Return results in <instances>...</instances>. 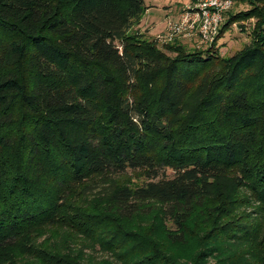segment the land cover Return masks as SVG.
I'll list each match as a JSON object with an SVG mask.
<instances>
[{"label":"trees","instance_id":"1","mask_svg":"<svg viewBox=\"0 0 264 264\" xmlns=\"http://www.w3.org/2000/svg\"><path fill=\"white\" fill-rule=\"evenodd\" d=\"M246 1L229 21L254 18L251 39L222 58L213 48L163 55L132 31L145 0H0V259L36 227L61 224L123 264H246L220 243L256 239L264 264L260 224L242 215L217 217L188 245L211 199L218 213L234 210L243 190L264 213V0ZM129 171L144 181L122 184ZM78 184L102 210L68 202ZM150 201L163 242L119 221L151 212Z\"/></svg>","mask_w":264,"mask_h":264},{"label":"rangeland","instance_id":"2","mask_svg":"<svg viewBox=\"0 0 264 264\" xmlns=\"http://www.w3.org/2000/svg\"><path fill=\"white\" fill-rule=\"evenodd\" d=\"M145 1L149 6V11H145L141 22L135 25L132 31L141 33L148 41L154 40L157 49L165 56L175 57L184 53V50L193 51L213 48L222 58H229L240 51L251 39L249 32L254 18L251 17L252 19L250 20L234 22L229 21L233 13L249 7L246 0L234 1L232 7L225 13L224 21L221 25H224L221 35L211 44L204 42L200 34L197 33L169 37V22L180 14L178 16L170 15L171 12H168V9L176 8L182 12L184 6L193 5L197 0ZM167 173L173 174V170L167 169ZM118 179L122 184L135 185L143 182L145 176L141 171H129L126 174L120 175ZM83 186L78 184L74 187V191L68 202L71 205L80 207L83 211L91 213L102 210L94 195L82 194L81 190H83ZM236 198L240 202L234 210L228 206L226 212L219 210L220 213H218V204L221 199H211L208 201L206 207L197 208L189 222L193 230L196 227H199L198 230H200L199 234L192 231L194 234L190 236L191 242L188 244L192 249L197 248L196 243H198L200 236L202 237V235H206L207 233L211 234V230L217 222V217L219 219L218 222L223 224L229 223L230 219L236 220L240 215L245 217L243 220L247 219L252 224L258 222L260 224L259 235L263 239L264 213L263 216L256 213L259 204L251 200V197L249 203H247L249 196L243 190L239 191ZM148 204L152 206L153 210L151 212H141L131 219H120L119 221L128 230L148 232L150 236L152 235L159 242H163L166 239L165 235H163V224L165 221L163 220L161 205L155 201H150ZM259 241V239L251 242H242L240 240L233 242L222 241L220 244L226 248L227 254L239 253L240 256H244L243 252H245L249 256V259L251 258L250 263L248 259L249 264H259L260 257L262 256V242ZM209 246L213 247V243L209 244ZM170 249L172 251H180L182 248L179 245L171 244L169 246ZM57 255H64V258L66 256L67 260L61 261L63 264L65 262L68 264L70 258H75L80 261V264H107V262L123 264L121 260L117 261L112 253L102 249L98 242H93L86 234L79 233V231L61 224H43L25 236H22L18 241L17 248L12 249L7 257L1 258L0 264H57L56 262L60 260ZM207 258L209 260L208 264L214 263L215 259L213 257Z\"/></svg>","mask_w":264,"mask_h":264},{"label":"built area","instance_id":"3","mask_svg":"<svg viewBox=\"0 0 264 264\" xmlns=\"http://www.w3.org/2000/svg\"><path fill=\"white\" fill-rule=\"evenodd\" d=\"M235 0H197L184 6L180 15L168 25L169 37L181 34H200L203 41L213 43L220 32L225 13Z\"/></svg>","mask_w":264,"mask_h":264},{"label":"crops","instance_id":"4","mask_svg":"<svg viewBox=\"0 0 264 264\" xmlns=\"http://www.w3.org/2000/svg\"><path fill=\"white\" fill-rule=\"evenodd\" d=\"M147 11H149V8L147 9ZM168 12H171V14L170 15H179L180 14V12H181V10H178V9H174V8H171V9H168Z\"/></svg>","mask_w":264,"mask_h":264}]
</instances>
